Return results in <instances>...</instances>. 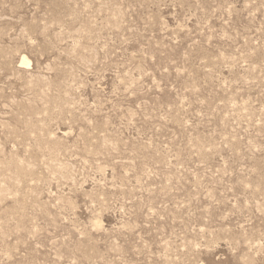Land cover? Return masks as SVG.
<instances>
[{
  "label": "rangeland",
  "instance_id": "obj_1",
  "mask_svg": "<svg viewBox=\"0 0 264 264\" xmlns=\"http://www.w3.org/2000/svg\"><path fill=\"white\" fill-rule=\"evenodd\" d=\"M0 264H264V0H0Z\"/></svg>",
  "mask_w": 264,
  "mask_h": 264
},
{
  "label": "bare ground",
  "instance_id": "obj_2",
  "mask_svg": "<svg viewBox=\"0 0 264 264\" xmlns=\"http://www.w3.org/2000/svg\"><path fill=\"white\" fill-rule=\"evenodd\" d=\"M22 64L30 65V61H28L26 58H23Z\"/></svg>",
  "mask_w": 264,
  "mask_h": 264
}]
</instances>
